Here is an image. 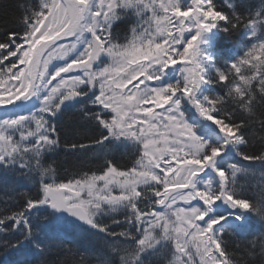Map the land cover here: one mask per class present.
<instances>
[{"label":"snow or ice","instance_id":"snow-or-ice-1","mask_svg":"<svg viewBox=\"0 0 264 264\" xmlns=\"http://www.w3.org/2000/svg\"><path fill=\"white\" fill-rule=\"evenodd\" d=\"M16 7L19 27L0 23V264H264V0ZM69 108L86 140L65 148L104 161L57 182L45 159ZM257 174L254 198L240 177Z\"/></svg>","mask_w":264,"mask_h":264},{"label":"trees","instance_id":"trees-1","mask_svg":"<svg viewBox=\"0 0 264 264\" xmlns=\"http://www.w3.org/2000/svg\"><path fill=\"white\" fill-rule=\"evenodd\" d=\"M37 0H0V23L4 20L8 21V27L16 29L19 25L16 18L21 15L20 9L16 7L18 3L34 4ZM217 4H222L223 0H216ZM237 4H243L245 7H258L261 0H235ZM123 27V26H122ZM60 132L61 145L55 151L48 153L45 159V165H50L55 170V179L57 182L67 181L74 175L83 171H94L103 164L104 152L99 148H93L88 151H70L65 148V143L73 140L85 141L84 129L81 128L80 116L77 109L69 108L60 115L56 121ZM255 136L250 137L256 149L260 147V138L264 133L259 130V127L254 130ZM88 136L96 135L92 129H88ZM252 150V149H249ZM115 159L121 166H130L131 158L122 151L115 154ZM235 160L243 165H249V162L242 161L238 157ZM258 168V165H253ZM241 183L244 184L245 190L249 196L259 198L261 189L258 187L259 179L252 177H240ZM32 188L30 183L21 187L17 195L27 192ZM34 191V189H32ZM122 219L121 217H118ZM110 222V221H109ZM120 229L117 228V231ZM233 241L245 242V238L240 235L232 237ZM11 259V258H8Z\"/></svg>","mask_w":264,"mask_h":264}]
</instances>
